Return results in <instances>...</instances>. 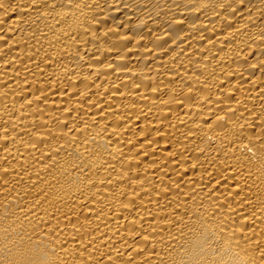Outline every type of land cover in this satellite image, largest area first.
I'll list each match as a JSON object with an SVG mask.
<instances>
[{
  "label": "bare ground",
  "instance_id": "6f19581e",
  "mask_svg": "<svg viewBox=\"0 0 264 264\" xmlns=\"http://www.w3.org/2000/svg\"><path fill=\"white\" fill-rule=\"evenodd\" d=\"M0 264H264V0H0Z\"/></svg>",
  "mask_w": 264,
  "mask_h": 264
}]
</instances>
